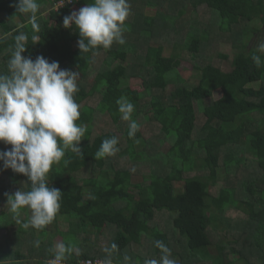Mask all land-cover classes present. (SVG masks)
<instances>
[{
    "label": "trees",
    "instance_id": "trees-1",
    "mask_svg": "<svg viewBox=\"0 0 264 264\" xmlns=\"http://www.w3.org/2000/svg\"><path fill=\"white\" fill-rule=\"evenodd\" d=\"M162 1L128 0L134 5L132 14L141 13L124 21L125 43L81 52L78 29L74 25L64 27L63 19L94 0H37L35 22L32 13H18L17 0H0V14L4 16L0 19V74H8L5 65L14 51L15 38L25 34L23 56L35 60L42 55L49 62L57 61L61 69L78 72V91L74 93L80 106L77 123L86 126L79 142L81 154L66 149L65 156L47 174L48 186L62 193L53 222L41 229L25 228L31 216L27 208H22L27 214L22 218H14L11 211L0 213V231L6 236L0 240V264H48L54 258L55 245L50 242L54 237L74 249L61 264H101L108 255L103 248L112 243L117 245L112 264H144L145 259H160L157 240L171 250L170 258L177 264H264V53L248 50L246 44L249 35L259 32L249 24L259 20L264 25V0H189L194 8L203 6L210 11L214 35L223 36L242 26L233 36L239 49L228 69L221 66L229 60L226 54L218 55L219 65L210 57H201L200 44L208 38L195 26L176 43H182L190 53L193 70L198 72L197 85L192 88L177 72L178 54L166 56L163 46L153 44L162 30L176 34L174 29L184 14L183 8L176 9L175 0L164 11ZM144 2L155 8L153 16L144 15ZM170 8L176 12L171 14ZM100 53L103 57L96 70L94 59ZM253 55H260V67L252 60ZM91 70L97 71L93 77ZM129 79H139L142 90L125 85ZM255 83L261 86L256 89ZM215 92H220L217 100L213 98ZM121 97L134 105L131 120L138 123V130L132 137L128 135L131 120L126 126L118 111L116 101ZM97 116L107 117L119 130L122 124L125 127L122 138L127 148L119 157L128 163L123 166H116L112 155L95 157L104 139L117 137L111 130L92 137ZM200 117L203 123L197 128ZM149 121L157 125L156 143L164 142L161 138L169 142L167 151L160 152L154 143L143 140L141 126ZM136 141L146 142L143 150H133ZM2 145L0 150L11 148ZM116 147L120 148L119 139ZM244 153L261 174V186L253 178L241 181L246 193L255 198L254 203L239 202L234 188L219 187L217 181L220 167L235 177L247 167ZM137 162L139 167L142 162L149 167L141 174V182L133 183ZM3 176L15 187L29 190L31 182L26 176L3 169L0 162ZM179 185L182 190L176 192ZM4 198L7 200L5 194ZM235 209L242 210L240 218H236ZM217 230L227 235L220 239ZM36 233L43 240H36ZM11 235L15 250L8 245ZM90 235L107 237L106 245L101 249L84 246ZM34 241L36 245L39 242L36 254ZM24 243L28 257L20 252ZM144 243L148 247L141 254ZM212 246L216 249L214 257Z\"/></svg>",
    "mask_w": 264,
    "mask_h": 264
},
{
    "label": "clouds",
    "instance_id": "clouds-1",
    "mask_svg": "<svg viewBox=\"0 0 264 264\" xmlns=\"http://www.w3.org/2000/svg\"><path fill=\"white\" fill-rule=\"evenodd\" d=\"M15 7L18 13H32L31 20L35 22L39 8L37 0H17ZM129 13L128 0H94L65 16L63 25L66 28L74 25L78 29L81 39L77 43L81 52L98 46L109 48L114 42L125 43L122 25ZM15 40L14 51L7 64L8 74H0V142L11 145L10 149L0 150V162L3 169L23 174L31 182L29 190L5 193L14 218L21 208L26 207L31 216L24 227L41 229L53 222L61 206L62 193L48 186L47 174L52 165L65 156L66 149L81 154L79 142L86 126L77 123L80 106L74 93L78 91V72L61 69L57 61L49 62L42 55L35 60L23 56L27 37L21 33ZM255 47L257 52L264 53V37L257 39ZM252 60L257 67L262 65L260 55H253ZM116 103L121 119L130 121L134 105L124 97ZM137 130L138 123L131 120L129 137L134 136ZM117 144V137L104 139L95 157L115 155ZM155 246L161 249L160 259H145L144 264H177L170 258L171 250L163 241H155ZM116 249L115 243L104 247L103 251L108 255L101 264H112L111 255ZM52 251L54 258L48 264H61L74 249L58 241ZM76 252L79 254L78 249ZM210 252L214 257V246ZM128 259L124 257L125 261Z\"/></svg>",
    "mask_w": 264,
    "mask_h": 264
},
{
    "label": "rangeland",
    "instance_id": "rangeland-1",
    "mask_svg": "<svg viewBox=\"0 0 264 264\" xmlns=\"http://www.w3.org/2000/svg\"><path fill=\"white\" fill-rule=\"evenodd\" d=\"M174 1V0H169V4H168V0H163V8L164 11L168 9V5H170V2ZM175 5H176V9H184V14L183 17L181 18V22L179 25H176V28L174 29L175 31H177V33H170L171 31L169 29L166 30H162L158 37H156V39L154 40L153 44L157 45H161L164 48V55L169 56L170 54H172V52H176V54H178L179 58H180V65L177 69V72L179 73L180 77L183 78V80L186 82V85L188 88H192L195 87L197 85V79H198V72L193 70L192 67V60H190V53L183 48V44L180 43V45L178 46V44H176L177 42H181L184 40V37L186 35V33H188L191 28L193 26H195L196 28H198L200 31L199 33H207V38L208 40L205 42H202L200 44V54L201 57L204 56L206 58L210 57L212 59V61L215 64L219 65V60H218V55L220 54H226L229 56V60L228 61H224L223 64L221 63V66L224 69H228L229 65H230V60L232 59V56L238 51L239 46L236 45L235 39L233 38V36L237 33L240 32L242 26H235L233 27V29H231L230 33H226L223 36L220 35H214L211 32L214 31L215 32V25H212V20H211V14L210 11L206 8H204L203 6L194 8L193 5H190L189 0H175ZM191 1V0H190ZM184 2V3H183ZM162 4V3H161ZM131 6L133 7V4H130V13L129 16L127 17L126 21H131L132 18H138V16H136L137 14L141 13V11H136L134 12L135 15H133L132 10H131ZM160 8L161 5H159ZM144 11L146 12L145 14L151 16L152 13H154L153 10H155L154 7H151V5H148L144 2ZM74 10H79L78 9H74ZM73 10V11H74ZM171 14H174L176 11L172 10L171 8L169 9ZM217 16V15H216ZM4 16L2 14H0V19H3ZM249 26L251 28H255L257 30H259V32H256L252 35H249L248 38L246 39V44H247V49L250 50L252 48L256 49L255 44L258 38L264 37V25H262V23H260L259 20H255L253 22H251L249 24ZM145 32H148V30H146ZM235 42V45L233 44V40ZM151 42V41H150ZM178 46H176V45ZM175 45V46H174ZM103 54L100 53L98 55L95 56L96 59H94V63H95V68L96 70H98V67H100L101 65V60H102ZM119 62V61H117ZM129 64L128 63H124V66L127 67ZM94 67V66H93ZM5 68H7V65H5ZM91 77H93L97 71L91 70ZM142 82L139 79H129L128 81L125 82V85H129L131 86L132 89H135L137 91H141L142 90ZM254 88L258 89L261 86V83H255L253 84ZM171 87V86H170ZM213 98L214 100H217L220 98V92H215L213 94ZM147 101L145 100L143 103H146ZM95 124L93 127V136L95 137L99 134H103L106 133L108 131H114L117 134V137L119 139L120 142V148L118 149V151L115 153V155H112V160L116 162V166H123V164L128 163L126 159H120L119 155L126 150L127 146L125 144V140L124 138H122V131L125 128L122 124V128L121 130H119L116 126L114 127L111 124V121L105 117V116H97L95 119ZM203 123V119L202 117L199 118L198 121V126L197 128H199V126ZM125 125H128V122L125 121ZM141 131H142V138L145 141H150L152 143L155 144V148H158V150L160 152H164L167 151L169 149V142L166 141L165 138H161L162 140H164V142L162 143H156V136L158 135L157 132V125L154 124L153 122L149 121V122H144V124L141 126ZM145 141H136L133 145V150L135 152H139L141 150H143L144 148V143H146ZM3 144V145H2ZM0 145H2L3 147H5V144L3 142H0ZM149 147V146H147ZM243 157H246V168H242L239 171L238 176H233L230 174H227V172L225 171L224 168L220 167L217 170V181L219 182V187H231L235 189V193H236V199L239 202H251L254 203L253 201H255V198L253 196H250L248 193H246L245 188L242 187L241 185V181L246 182L247 179L253 178L254 180L257 181V186H261L262 185V181L260 178V173L259 170L256 168L255 165H252L250 163H248L249 161V154L248 153H244ZM137 164V168L138 171H134V174L132 175V181L133 183H137V182H141L142 178H141V174H146L148 171V167L149 165L147 163L143 162L140 164L141 166L139 167V162L136 163ZM218 187V188H219ZM215 189V191L218 190ZM20 190L17 186L15 187V184L10 183V181L7 179L6 176L0 177V198H2V205H0V213H6L8 214L10 212V208L7 205V200L4 198V194L6 192L9 191H17ZM21 190H24V186L21 188ZM182 190V188L180 187V185L176 188V192H180ZM260 205V204H259ZM259 209H263V206H259ZM26 208V207H25ZM236 210V218H240V215L243 213L242 210L238 211V209ZM27 213L29 212V209H27ZM27 215L25 213V209L22 210V208L19 211V218H22L23 216ZM159 220L161 219V217L158 218ZM63 221V220H61ZM63 226V225H62ZM61 226V227H62ZM63 230V228H62ZM51 231V230H50ZM49 231V232H50ZM218 231V230H217ZM219 233H215L217 234V236L220 239H223L227 234V232H222V231H218ZM214 234V235H215ZM213 235V236H214ZM229 235V234H228ZM36 236V240H43L40 239V237L38 236V234H35ZM114 235L109 234L110 238H113ZM12 235L8 237V245L10 249H16V247H14V243H12L11 241L13 239ZM27 238V236L25 237ZM107 237L105 236H93L90 235V239L87 240L86 242H83L82 244L84 246H88L91 248H99L101 249V246H105V239ZM6 236L4 237V234L0 231V240H5ZM108 239V238H107ZM184 242H186L187 240L184 238L182 239ZM58 239L52 238L50 240L51 243H53L54 245L58 242ZM101 241V242H100ZM213 241H216L213 237ZM217 242V241H216ZM180 243V242H179ZM33 245V252L36 254V249L38 246L36 245V241H34V243H32ZM103 246V247H104ZM148 247V244L144 243V247L141 248L144 249L141 254H145V249ZM180 247V244H179ZM18 248V247H17ZM134 251L139 250L136 248H133ZM20 252L23 253L24 255H26V257H28V246L24 243L23 245H21L20 247ZM214 253V252H213ZM232 259H234V256H230ZM236 260V259H235ZM24 264H29L28 261H26Z\"/></svg>",
    "mask_w": 264,
    "mask_h": 264
},
{
    "label": "built area",
    "instance_id": "built-area-1",
    "mask_svg": "<svg viewBox=\"0 0 264 264\" xmlns=\"http://www.w3.org/2000/svg\"><path fill=\"white\" fill-rule=\"evenodd\" d=\"M79 264H100L98 261L96 262H91V261H86V262H80Z\"/></svg>",
    "mask_w": 264,
    "mask_h": 264
}]
</instances>
